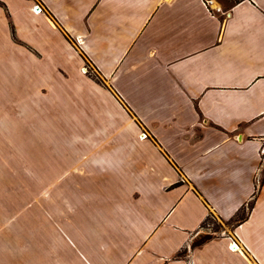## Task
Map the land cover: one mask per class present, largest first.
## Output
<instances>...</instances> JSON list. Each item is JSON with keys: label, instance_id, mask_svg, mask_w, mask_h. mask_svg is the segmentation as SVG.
<instances>
[{"label": "crops", "instance_id": "1", "mask_svg": "<svg viewBox=\"0 0 264 264\" xmlns=\"http://www.w3.org/2000/svg\"><path fill=\"white\" fill-rule=\"evenodd\" d=\"M37 3L45 12H33ZM212 8L202 0H0V78H9L0 91L13 84L35 99L49 87L75 101L90 79L86 63L108 85L81 96L84 111L97 109L87 127L103 138L96 184L88 175L64 202L28 205L33 216L19 219L30 225L17 219L0 264H187L170 256L192 245L209 217L232 229L190 246L192 264H264V0ZM90 203L98 215L90 217Z\"/></svg>", "mask_w": 264, "mask_h": 264}, {"label": "rangeland", "instance_id": "2", "mask_svg": "<svg viewBox=\"0 0 264 264\" xmlns=\"http://www.w3.org/2000/svg\"><path fill=\"white\" fill-rule=\"evenodd\" d=\"M82 71L90 79L78 86L83 88L78 90L81 92L75 101L65 96L57 99L49 93V87L35 99L34 90L25 88L23 93L18 92V87L12 89L13 84L9 94L0 91V250L16 237L19 215L33 216L28 205L64 202L66 189L86 187L88 175L96 184L97 166L94 165L99 157L97 146L103 138L87 127L93 117L98 118L97 109H93V114L90 110L84 111L81 96L97 95L96 89L108 85L103 83L93 65L86 63ZM4 82H9L6 75L0 78V84ZM90 102L86 99L84 103L91 106ZM94 102L98 104L97 99ZM141 135L145 138V132ZM83 174L86 180L82 179ZM78 202H99V198L98 195L86 196ZM90 204L86 208L90 217L98 215L97 209L90 211L95 205ZM1 217H5V224L1 223ZM19 220L24 221L21 225L27 226L31 218ZM227 228L232 229L209 217L192 245L174 256L169 253L174 245H166L169 250L163 253L171 255L172 260L192 264L188 259L189 247L202 244L212 235H222ZM67 230L70 236L75 235L73 226Z\"/></svg>", "mask_w": 264, "mask_h": 264}, {"label": "built area", "instance_id": "3", "mask_svg": "<svg viewBox=\"0 0 264 264\" xmlns=\"http://www.w3.org/2000/svg\"><path fill=\"white\" fill-rule=\"evenodd\" d=\"M202 3H203V6L205 7L206 11L209 14H212L213 10H214L212 8L214 0H202ZM32 10L35 14H41V13L45 12V6L42 3H37L36 5L33 6ZM145 138H147L146 134H145ZM234 245H236V244H234ZM237 248H238V246H237Z\"/></svg>", "mask_w": 264, "mask_h": 264}, {"label": "trees", "instance_id": "4", "mask_svg": "<svg viewBox=\"0 0 264 264\" xmlns=\"http://www.w3.org/2000/svg\"><path fill=\"white\" fill-rule=\"evenodd\" d=\"M253 205H254V201H250L249 203H247L241 210L240 212L237 214V216L235 217V219L233 220V222H235V225L236 223H239V222H242L244 221L249 212L252 210L253 208Z\"/></svg>", "mask_w": 264, "mask_h": 264}, {"label": "bare ground", "instance_id": "5", "mask_svg": "<svg viewBox=\"0 0 264 264\" xmlns=\"http://www.w3.org/2000/svg\"><path fill=\"white\" fill-rule=\"evenodd\" d=\"M143 136H145V135H143ZM233 247H234L235 250L238 249V248H237V245H234V244H233Z\"/></svg>", "mask_w": 264, "mask_h": 264}]
</instances>
